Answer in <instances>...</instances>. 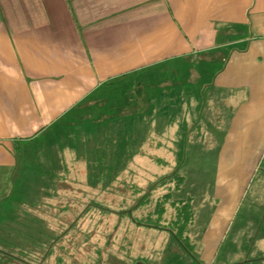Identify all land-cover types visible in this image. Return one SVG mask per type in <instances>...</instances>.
Masks as SVG:
<instances>
[{
  "label": "rangeland",
  "instance_id": "rangeland-1",
  "mask_svg": "<svg viewBox=\"0 0 264 264\" xmlns=\"http://www.w3.org/2000/svg\"><path fill=\"white\" fill-rule=\"evenodd\" d=\"M184 75L165 95L159 84L171 76L153 70L139 86L118 77L109 95L80 106L101 113L93 120L99 126L82 125L85 116L65 119L56 132L64 125L72 135L34 141L27 199L20 188L24 202L0 206V244L22 251L0 256V264H264V167L239 184V199L223 196L241 168L219 162L224 135L208 136L206 113L188 111L197 88ZM68 139L81 141L71 163L89 167L68 165L63 149L75 146ZM222 177L230 179L221 184Z\"/></svg>",
  "mask_w": 264,
  "mask_h": 264
},
{
  "label": "crops",
  "instance_id": "crops-1",
  "mask_svg": "<svg viewBox=\"0 0 264 264\" xmlns=\"http://www.w3.org/2000/svg\"><path fill=\"white\" fill-rule=\"evenodd\" d=\"M153 70L174 79L162 95L186 71L197 88L188 111L206 113L208 136L224 135L219 162L241 168L223 195L239 199L264 167V0H0V202L32 185L34 141L88 118L82 103L118 77ZM63 150L69 166L86 165Z\"/></svg>",
  "mask_w": 264,
  "mask_h": 264
},
{
  "label": "trees",
  "instance_id": "trees-1",
  "mask_svg": "<svg viewBox=\"0 0 264 264\" xmlns=\"http://www.w3.org/2000/svg\"><path fill=\"white\" fill-rule=\"evenodd\" d=\"M139 80H136V84L139 86ZM122 86H123V84H122ZM126 86H128V85H125V87ZM127 88V87H126ZM123 92V94L124 93H126V90L124 91H121L120 92V94ZM84 111V113H88V119H86L85 121H84V123H82V125H86L87 126V124H89V125H93V126H99L100 125V121L101 120H99L97 123L96 122H94L93 120H97V119H99V118H97L98 116H100L99 114H101V113H96V112H94L92 109H91V111L90 110H88V111H86V109H82V112ZM94 113H96V115H94ZM94 116V117H93ZM80 124V123H79ZM59 126H61V125H58V127ZM80 126V125H79ZM76 127H78V126H76ZM82 128H83V126H81ZM87 128V127H86ZM67 129V128H66ZM65 128L64 129H61L60 131H61V134H58L57 132H54L53 133V139L51 140L52 142L53 141H55L56 143H58V141H61V137L63 136V135H66L65 137H64V139L69 135H72V133H74V132H70L69 133V131L65 134V130H66ZM74 129L75 128H72V130L74 131ZM51 135V134H50ZM48 136L49 135H47V138H48ZM68 136V137H69ZM46 139V138H45ZM63 139V138H62ZM85 141V140H84ZM92 141V140H91ZM68 143L70 142H72V144H75V146H69V148H73V150H79V148H80V146L77 144V143H80L81 141L80 140H76V141H72L71 139H68V141H67ZM50 144V143H49ZM67 147V146H66ZM63 149V148H62ZM48 153H49V155H51V150L50 149H48ZM53 158V157H52ZM91 164L90 163H88L87 161H86V167H89ZM175 176V175H174ZM180 178H182L181 176H179ZM178 177V178H179ZM89 182V181H88ZM26 186H28V184L27 183H21L20 184V187L22 188V189H24ZM15 193L13 194L14 196L13 197H10V198H6L5 200H3L2 202H0V206H4V205H6V206H9V204H10V202H12V200L15 202L16 201V198L17 199H21L22 201L21 202H24V200H23V198L21 197L23 194V192H21V191H19V192H17V191H14ZM24 194H25V191H24ZM26 195V199H27V197H28V195L27 194H25ZM18 202L19 201H17L16 203L18 204ZM22 247L20 246V247H18L17 245H11V244H9V243H4V244H0V256H1V258H5V256H7V255H11V254H9V253H11V251H22V249H21ZM0 258V261H2V259Z\"/></svg>",
  "mask_w": 264,
  "mask_h": 264
}]
</instances>
